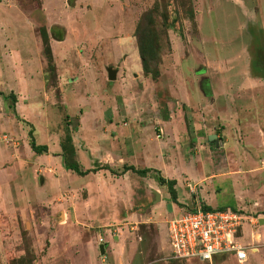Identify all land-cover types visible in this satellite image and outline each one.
Returning <instances> with one entry per match:
<instances>
[{
  "label": "rangeland",
  "instance_id": "obj_1",
  "mask_svg": "<svg viewBox=\"0 0 264 264\" xmlns=\"http://www.w3.org/2000/svg\"><path fill=\"white\" fill-rule=\"evenodd\" d=\"M0 2L14 7L0 36L25 37L16 44L25 83L18 77L13 89L19 91H0V146L29 144V132L37 143L36 128L49 120V135L44 129L40 142L60 146L69 134L75 150L86 149L81 126L90 130L97 120L126 116L150 127L166 158L179 166L184 161L206 180L184 175L181 194L173 180L172 198L155 188L161 177L149 170L124 176L119 168L94 178L91 188L59 163L42 162L26 179L30 203L7 209L0 190V264H208L172 260L167 246L170 217L195 200L208 206L203 193L212 195L209 208H241L264 220V0ZM108 69L116 71L115 80ZM30 94L33 103L22 101L31 114L18 117L17 96ZM147 135L143 142L152 150L156 142ZM161 198L165 204L159 205ZM253 230L251 237V227H242V242L264 247V223ZM117 239L134 247L116 254Z\"/></svg>",
  "mask_w": 264,
  "mask_h": 264
},
{
  "label": "crops",
  "instance_id": "obj_2",
  "mask_svg": "<svg viewBox=\"0 0 264 264\" xmlns=\"http://www.w3.org/2000/svg\"><path fill=\"white\" fill-rule=\"evenodd\" d=\"M12 8L14 7H12L11 5H7L4 2H0V25H4L5 27V25L10 24L9 19L7 17L10 16L8 15V13L9 11L10 12L12 11ZM15 9L18 10V7L15 6ZM27 22H25V24ZM31 24L32 23L30 22L29 25L32 27L33 25ZM1 36H0V84L5 82V85H7V81L10 82L14 81L12 82L14 84H12L11 86L7 85L8 87L4 89H0V91L6 92L13 90L14 92H16L20 90V89L18 90L13 89L18 77H20L21 79V81L20 79L18 81L22 83L24 82L22 81L23 76H21V74L18 72L19 68L17 67V59H19L18 58L19 52L16 44H18L19 42L23 43V40H21L20 38H25V37L24 36L20 37L18 34L15 37L12 35L13 37L11 38L10 36L3 35L2 33ZM2 60L7 61L8 64L4 65L2 63ZM31 97H32L31 94L29 96L28 95L17 96L18 101H15L13 107L15 115H17L18 117L23 116L22 118H24V117H28V115L31 114L29 111L30 108L24 105V102H26L25 100H27V103L30 104L33 103L34 100ZM22 100H24V102ZM262 108L264 109V106ZM257 109H258L256 111L257 113L255 112V114L260 115L261 111L259 112V107ZM251 113L252 112H248L247 114H251ZM244 114L246 113L244 112ZM262 115L264 117V110ZM125 117L126 116L120 117L119 115H114L112 118L107 120H103V119L101 121L97 120L96 124H98V126L95 128L94 126H91L90 130H84L82 129V126L79 128L81 130L79 133V136L81 138V144L83 145L84 143H86V147H87L86 149L75 150L79 168L82 171L95 170V172H89L85 176L78 175L80 179H78V177L77 179L79 181L84 179L88 186L94 188L93 187L94 184H92V181L96 177L97 178L99 176L104 177L103 175L104 173L110 174L119 168H121L122 171H125L124 170L125 168L132 167L138 170V168L142 167L145 169V171L149 170L150 172L157 174L159 178L161 177L162 179L165 180L176 181V185L174 186V188L177 193L181 191L180 194L186 192L184 190L185 184L182 181L184 175H188L189 178H191L193 181L198 180L199 182H201V184H203V182H206L205 179L200 180V178H198L197 176L198 174H192L190 168L188 166H185L186 164L184 163V161H182V165L179 166L178 163L172 161L173 160L172 158L169 159L166 158V155H164L165 153L164 145L159 143L158 138L157 139L153 138L149 126H145V125L140 126L139 125L140 123L137 122L132 123L129 117L126 118ZM48 121L49 120H46V122L43 123L44 128L39 125L40 128H36L35 131V137L37 139V143L35 142L36 145L46 146L47 148L46 152H43L42 154H38L34 152L30 146V143L28 144L27 142L24 143L22 147L13 148L12 150H8V149L5 150L6 147L4 148L0 146V190L5 193L3 195H7L6 197V201L8 202L7 209L9 208L15 211L18 208L16 207L17 204L16 201L22 202L23 200L29 199L31 194L29 191L30 188L28 187L31 185L26 179L29 176L32 178V174L35 175L37 174L39 164H41L42 162H48V163L50 162V165L53 164L55 165V167H57L56 164L59 163L60 168L66 170L65 168H63L64 166H63L62 156L59 154V152H61V148L59 144L58 143L47 144L46 142L45 143L40 142V140L45 137V135H43L44 129L48 135L51 130V127H48L50 126L48 125ZM147 132H148L147 136L149 143L156 142L155 148H153L152 150L148 148L145 142H143V135ZM176 136H178L177 127H176ZM55 137L56 134L55 135L53 134L52 139ZM24 154L28 155V159L32 161L34 160L35 163L34 164L25 163V158L23 156ZM83 161L87 162L86 166ZM97 169H100V171ZM25 171L27 172V174L25 173ZM131 172H132L131 170L124 172L125 173L124 176H129ZM108 178L110 180L114 179L112 178L111 175L110 176L108 175ZM41 180L43 179L39 177L38 181ZM196 185L197 184H194L193 187H195ZM21 188H24L25 191L22 192ZM155 188L159 189V191L162 194L163 192H166V195L169 194L167 192L166 184L155 183ZM190 188L193 190L192 186ZM206 189L207 186H205V191ZM210 195L211 194L206 195L205 193L201 195L202 197L201 201H203L208 206L211 203L208 200V196ZM26 202L30 203L29 200ZM160 204H165V202L162 201V198L160 199L159 205ZM88 215L90 216V212H88ZM78 216L83 217L84 215L80 214ZM262 223H264V220ZM161 228L162 227L159 226L160 230ZM254 233L257 232L254 231ZM258 237L260 238L261 235L258 234ZM248 244H250V242H248ZM262 244L263 243L261 241V244L258 247L250 248L248 252L249 259L246 264H264V247H260ZM167 246L169 247L168 239H167ZM112 247H116L115 253L117 254L120 252L122 253L125 252L127 247H134V245L133 244L130 245L126 242H121V240L117 239ZM218 263H225V261L216 260L214 262V264H218Z\"/></svg>",
  "mask_w": 264,
  "mask_h": 264
},
{
  "label": "built area",
  "instance_id": "obj_3",
  "mask_svg": "<svg viewBox=\"0 0 264 264\" xmlns=\"http://www.w3.org/2000/svg\"><path fill=\"white\" fill-rule=\"evenodd\" d=\"M203 205V204H202ZM195 200L192 208H179L167 222V239L170 258L185 262L195 259L214 264L216 260L246 264L252 244L242 242V227L254 228L259 217L248 215L241 208H210L204 210ZM104 241L99 238L98 243Z\"/></svg>",
  "mask_w": 264,
  "mask_h": 264
},
{
  "label": "trees",
  "instance_id": "obj_4",
  "mask_svg": "<svg viewBox=\"0 0 264 264\" xmlns=\"http://www.w3.org/2000/svg\"><path fill=\"white\" fill-rule=\"evenodd\" d=\"M42 41H43V45H44V49H45V56H46L48 63H49L48 66L50 69H52L51 52H50L49 46L47 44V40L44 38V36H43ZM0 95H1V92H0ZM12 99H14V97ZM29 136L31 139L30 146L34 152H36L38 154H42L43 152L47 151L46 146L36 145L34 139L31 136V133H29ZM60 148H61L62 153H63L62 154L63 166L66 170L72 171L73 173H75L79 176H85L89 172H95V170L82 171L79 168L78 162L75 159V149H74V146L72 144V138L69 134H67L66 137L64 138V140L60 142ZM124 170H125V172L128 170H131L132 172L137 173L138 175L144 174V172H145V170L144 171L143 170H136L132 167L125 168ZM159 184L169 185L168 191H169L170 196L172 198L175 196V190L172 189V186L175 184V182L173 180L170 181V180H165V179L160 178ZM202 207L204 210L210 209L206 205H202ZM176 261H178V260H176ZM180 262H182V261H180Z\"/></svg>",
  "mask_w": 264,
  "mask_h": 264
},
{
  "label": "water",
  "instance_id": "obj_5",
  "mask_svg": "<svg viewBox=\"0 0 264 264\" xmlns=\"http://www.w3.org/2000/svg\"><path fill=\"white\" fill-rule=\"evenodd\" d=\"M115 78H116V71L113 70V69H108V79H109V80H115ZM208 140H209L211 143H215L216 147H219V141H218L216 135H210V136L208 137ZM262 222H263V219L260 220V223H262ZM99 251H100L101 253L104 252V246H103L102 244L99 245Z\"/></svg>",
  "mask_w": 264,
  "mask_h": 264
},
{
  "label": "bare ground",
  "instance_id": "obj_6",
  "mask_svg": "<svg viewBox=\"0 0 264 264\" xmlns=\"http://www.w3.org/2000/svg\"><path fill=\"white\" fill-rule=\"evenodd\" d=\"M255 251V250H254Z\"/></svg>",
  "mask_w": 264,
  "mask_h": 264
}]
</instances>
